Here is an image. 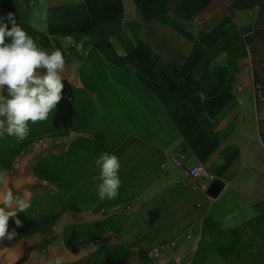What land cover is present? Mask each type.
<instances>
[{"label": "crops", "instance_id": "0c3cea01", "mask_svg": "<svg viewBox=\"0 0 264 264\" xmlns=\"http://www.w3.org/2000/svg\"><path fill=\"white\" fill-rule=\"evenodd\" d=\"M261 9L0 0L8 27L12 13L66 67L49 119L29 122L23 142L0 138V197L10 187L30 202L9 218V249L32 252L31 264H154V253L175 257L164 264H264V106L252 94L264 84ZM176 149L212 178L174 168ZM103 152L121 163L114 200H100L92 179Z\"/></svg>", "mask_w": 264, "mask_h": 264}, {"label": "clouds", "instance_id": "9594fccd", "mask_svg": "<svg viewBox=\"0 0 264 264\" xmlns=\"http://www.w3.org/2000/svg\"><path fill=\"white\" fill-rule=\"evenodd\" d=\"M6 19L11 28L0 18V138L14 137L23 142L29 132V122L46 121L54 113L62 99V80L65 78V56L60 50L47 51L26 33L16 22L12 13ZM45 69L42 75L39 70ZM71 83V81L69 80ZM98 175L92 177L97 183L100 200H114L119 196L121 180L119 158L112 153L103 152L96 160ZM7 171L0 170V182L7 177ZM0 240L12 241L16 238L15 229L8 231L9 218L18 212L26 213L30 202L13 190L7 188L0 197ZM17 227L22 226L15 219ZM55 264H61L60 258Z\"/></svg>", "mask_w": 264, "mask_h": 264}, {"label": "built area", "instance_id": "2783aa9c", "mask_svg": "<svg viewBox=\"0 0 264 264\" xmlns=\"http://www.w3.org/2000/svg\"><path fill=\"white\" fill-rule=\"evenodd\" d=\"M252 94L257 106H264V85L260 83H254ZM259 119L260 122L264 124V113L260 116ZM188 161L189 156L185 151H181L178 149L172 151L170 162L174 168L186 170L188 175L193 179L199 177L212 178V176L208 173L207 167L204 162L198 161L196 164L189 167L187 166Z\"/></svg>", "mask_w": 264, "mask_h": 264}, {"label": "rangeland", "instance_id": "374dc122", "mask_svg": "<svg viewBox=\"0 0 264 264\" xmlns=\"http://www.w3.org/2000/svg\"><path fill=\"white\" fill-rule=\"evenodd\" d=\"M44 149L52 150V146L48 145L44 147ZM0 207H2V205H0ZM9 247H11L9 240H0V264H31L32 252H19L16 249H9ZM153 255V259L155 260L154 264L168 263L175 258L166 253L164 255H162V253H154Z\"/></svg>", "mask_w": 264, "mask_h": 264}, {"label": "trees", "instance_id": "16d2710c", "mask_svg": "<svg viewBox=\"0 0 264 264\" xmlns=\"http://www.w3.org/2000/svg\"><path fill=\"white\" fill-rule=\"evenodd\" d=\"M261 25L262 26L264 25V0H262L261 14H260L259 19H258V22H257V26H261Z\"/></svg>", "mask_w": 264, "mask_h": 264}, {"label": "water", "instance_id": "95a60500", "mask_svg": "<svg viewBox=\"0 0 264 264\" xmlns=\"http://www.w3.org/2000/svg\"><path fill=\"white\" fill-rule=\"evenodd\" d=\"M41 74L43 75L45 72H46V70L45 69H41Z\"/></svg>", "mask_w": 264, "mask_h": 264}]
</instances>
